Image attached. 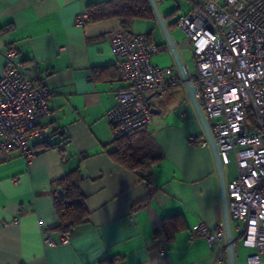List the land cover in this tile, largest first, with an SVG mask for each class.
I'll list each match as a JSON object with an SVG mask.
<instances>
[{
	"label": "crops",
	"instance_id": "0c3cea01",
	"mask_svg": "<svg viewBox=\"0 0 264 264\" xmlns=\"http://www.w3.org/2000/svg\"><path fill=\"white\" fill-rule=\"evenodd\" d=\"M103 1L0 0V68L7 49L15 48L21 65L51 90L49 113L37 125L48 133L30 138L35 156L27 160L12 150L0 162V264H99L105 258L114 264H227L226 252L215 260L206 240L191 231L197 223L213 229L223 224V215L213 155L202 144L184 85L171 86L154 104L158 112L150 122L129 133L133 141L149 133L163 155L151 166L152 193L109 153L115 138L106 114L126 85L110 45L120 21L76 23L89 3ZM156 2L163 17L192 5V0ZM176 15L164 20L181 54L182 31L171 25ZM140 34L158 47L154 64L175 66L155 19L133 20L131 35ZM230 153L226 184L237 172ZM74 169L81 174L89 219L62 233L56 229L51 184ZM231 225L236 264H244L255 249L242 244L244 224ZM221 245L225 248L224 238Z\"/></svg>",
	"mask_w": 264,
	"mask_h": 264
},
{
	"label": "built area",
	"instance_id": "2783aa9c",
	"mask_svg": "<svg viewBox=\"0 0 264 264\" xmlns=\"http://www.w3.org/2000/svg\"><path fill=\"white\" fill-rule=\"evenodd\" d=\"M87 19L83 12L76 23L83 25ZM176 23L189 41L196 65L190 81L197 87L196 97L224 165L234 153L236 176L226 184L229 214L244 224L242 244L255 249L244 264H259L264 254V0H192ZM110 45L126 82L106 114L116 139L145 127L154 104L171 86L183 82L175 66L152 62L158 49L145 35L119 29ZM17 55L15 48L7 49L0 68V162L12 150L32 159L36 151L31 136L48 133L37 125L49 113L51 90L21 65ZM191 231L206 240L215 260L221 259L222 223L213 229L197 223ZM67 240L64 236L62 242Z\"/></svg>",
	"mask_w": 264,
	"mask_h": 264
},
{
	"label": "trees",
	"instance_id": "16d2710c",
	"mask_svg": "<svg viewBox=\"0 0 264 264\" xmlns=\"http://www.w3.org/2000/svg\"><path fill=\"white\" fill-rule=\"evenodd\" d=\"M86 12L88 13L87 21L118 18L121 29L127 34H131L133 20L155 19L148 0H107L89 3ZM177 12L178 10L175 9L164 18L172 17ZM176 18L171 25H177ZM145 37L150 43V36L146 34ZM109 153L123 167L141 176L147 183L149 193H152L155 187L151 166L163 155L149 133L144 131L135 141L130 140V134L116 138ZM80 179L79 169H74L54 180L51 184V192L57 193L54 196V208L59 218L56 229L62 233L71 232L76 226L87 222L89 219V211L84 202L85 196L79 186ZM99 264H114V261L105 258L100 260Z\"/></svg>",
	"mask_w": 264,
	"mask_h": 264
},
{
	"label": "water",
	"instance_id": "95a60500",
	"mask_svg": "<svg viewBox=\"0 0 264 264\" xmlns=\"http://www.w3.org/2000/svg\"><path fill=\"white\" fill-rule=\"evenodd\" d=\"M150 7L152 9L154 18L161 30L165 44L173 58L175 67L179 73V76L183 82V85L186 89L188 98L191 102L193 110L196 114V117L202 128L205 140L207 141L210 150L213 155L215 168L218 176L219 189H220V198H221V207L223 215V228H224V240H225V252L227 264H236L235 257V238L232 233V220L229 214L228 208V198L226 190V182L224 179V164L222 162L221 155L219 154L218 147L216 144L215 137L212 133L208 120L205 116V113L196 97V85L192 84L190 81L189 72L187 67L181 57L177 44L172 36L171 31L169 30L167 23L164 20L162 13L159 10L156 0H148ZM152 114H156L158 111L155 108H151Z\"/></svg>",
	"mask_w": 264,
	"mask_h": 264
},
{
	"label": "rangeland",
	"instance_id": "374dc122",
	"mask_svg": "<svg viewBox=\"0 0 264 264\" xmlns=\"http://www.w3.org/2000/svg\"><path fill=\"white\" fill-rule=\"evenodd\" d=\"M219 2H221L222 0H218ZM184 13V11H179L176 15V17L180 14ZM182 32V37H184V40H185V46L183 49H181V54L183 55V58L185 60V63L187 65V70L190 74H194L195 71H196V65H195V62H194V59H193V56H192V51H191V48H190V45H189V42L188 40L185 38V33L183 30H181ZM162 67V66H161ZM230 158H231V164H233V158H232V153L229 154ZM230 165H228L230 167ZM227 166V167H228Z\"/></svg>",
	"mask_w": 264,
	"mask_h": 264
}]
</instances>
